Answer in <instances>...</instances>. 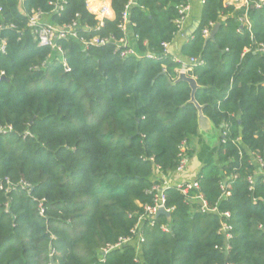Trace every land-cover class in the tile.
Instances as JSON below:
<instances>
[{
    "label": "trees",
    "instance_id": "16d2710c",
    "mask_svg": "<svg viewBox=\"0 0 264 264\" xmlns=\"http://www.w3.org/2000/svg\"><path fill=\"white\" fill-rule=\"evenodd\" d=\"M128 1L110 0L113 17L97 30L85 0H0V264H264V175L253 162L264 151V56L254 53L264 43V7L256 0L239 9L204 0L180 48L183 59L203 62L189 73L195 100L221 135L194 180L199 189L167 188L169 217L142 220L139 237L100 261L102 247L131 235L139 205L153 202L151 186L176 172L182 155L191 158L198 134L189 85L176 82L181 63L162 47L175 38L185 0H134L128 26L141 58H122L115 42ZM32 11L55 26L76 23V38L58 43L69 72L56 51L37 46ZM215 25L214 39L204 38ZM94 37L111 40L85 48L81 40ZM197 194L218 213H200ZM222 223L232 227L228 250Z\"/></svg>",
    "mask_w": 264,
    "mask_h": 264
},
{
    "label": "built area",
    "instance_id": "2783aa9c",
    "mask_svg": "<svg viewBox=\"0 0 264 264\" xmlns=\"http://www.w3.org/2000/svg\"><path fill=\"white\" fill-rule=\"evenodd\" d=\"M19 1L23 2L24 0H19ZM249 2H250L249 0H233V3L235 5H231V6H234L237 8L241 4L239 8L248 7ZM201 3L203 4L204 0H201ZM254 3L257 9L264 7V0H256ZM132 4H133V0H129L126 5L125 11L122 14V23L119 27L124 33H125L126 27L129 25L128 9ZM51 5H53L52 11L54 14H58V12L62 10V5L59 4L58 2H53L51 3ZM85 6L89 10V12H91L95 16V19L97 22V25H96L97 30L103 27L104 22L106 20L113 17V11L110 6V0H102L98 8H92L91 0H85ZM177 10H178V17L174 21V24L176 27L175 37L182 35L184 31L185 22H186V19L190 11L189 0H185L184 4L179 5L177 7ZM46 17L47 16L43 15L39 11H32L28 16L27 28L32 32L34 40L37 43V46L50 48L51 50L56 51L61 57V63L65 67V71L69 72L70 69L67 67L65 59L62 58L63 52L60 46L58 45V43L68 38H76L77 25L75 22H72L69 25H63L61 27L55 26L52 23L47 22L45 20ZM239 22L242 25H248L246 16L239 19ZM210 33L211 32L208 29H204L202 31V35L204 38H209ZM110 40L111 39L94 37L88 43L82 40L81 42L84 45V47L87 48L88 46L106 45ZM115 44H116V50L119 52L120 57L122 58H127V57L141 58L140 53H138L133 46H130L125 43L124 37L120 39L119 41H116ZM169 45H170L169 43L162 44L163 52L165 54H169L168 52ZM249 50H250L249 48H246L245 53L249 52ZM5 51H6V43L4 40L0 39V54L4 55ZM254 53L264 56V43L256 44L254 46ZM144 57L147 59H154V56L150 54H145ZM172 61L181 63V68L178 70V74L185 73L188 76H190L189 73L193 70L194 67L203 66V62L197 58H188L186 60H180L176 57H172ZM3 74L4 73L1 72L0 77L3 76ZM7 129L8 130L2 129L1 132L6 133L7 131L9 132L11 130L10 127ZM184 150H185V146L182 145L181 152H184ZM253 162L257 167V174L264 175V151L262 152V154L255 155ZM186 163H187V158L182 155L176 172L178 173L182 172L186 166ZM253 181H254L253 177L248 178V182L251 185ZM22 185L25 187H28L27 184H22ZM169 187L171 186L165 180H162L161 183H155L151 186L148 193L152 196V200H153L152 204L151 205H139V207H141L142 209V214L138 218L137 225L131 230L130 236L120 237L115 244L113 245L107 244L100 249L99 254L101 257L100 258L101 262H104L105 255L109 253L111 250L130 243L133 237H139L136 234L139 230V223L142 220L148 219L151 222L160 208H163L167 213H170L171 210L166 207V195H165V190ZM174 187H176V189L179 190L183 195H187L191 190L199 189L198 183L196 181H190V182L177 184V185H174ZM226 195L228 196L229 193H225V196ZM191 200L199 202V212L200 213H209V212L218 213L217 207L216 206L210 207L207 201L203 198L201 194L195 195L193 198H191ZM40 212L42 213V209L40 210ZM220 216L229 218L230 213L223 212V213H220ZM150 224L152 225L153 223L151 222ZM161 229L165 232L168 231V228L166 226H162ZM231 230H232L231 225L227 223H222L218 231V233L220 235L222 234L223 237L225 238L226 250L229 249V245L227 241L231 238ZM140 241H142V239H140Z\"/></svg>",
    "mask_w": 264,
    "mask_h": 264
},
{
    "label": "crops",
    "instance_id": "0c3cea01",
    "mask_svg": "<svg viewBox=\"0 0 264 264\" xmlns=\"http://www.w3.org/2000/svg\"><path fill=\"white\" fill-rule=\"evenodd\" d=\"M101 1L102 0H91L92 8H98ZM133 4H134V0H133ZM225 4L235 5L233 3V0H225ZM189 5H190V11H189V15L185 22L184 31L182 35L175 37L172 43L168 47V52L170 56L176 57L180 60H185L180 55V48L183 44H185L192 37L193 33L197 29L199 25L200 13L202 9L201 0H189ZM45 20L51 23L50 17H46ZM124 39H125L126 44L130 46L135 45V37L133 34V30L130 26H127L125 29ZM212 132L215 133L213 129H210L206 133L198 129L197 136L191 141V147L193 148L194 153L191 156V158L187 160L184 170L179 173L174 172V173L168 174L165 177L163 176L162 180H165L170 186L194 181L201 167L204 164H207L211 159H213L216 153V150L218 148L221 135L217 131L218 136L215 133L216 134L215 139H217V141L216 142L215 140L211 141L210 139H208V137L210 134H212Z\"/></svg>",
    "mask_w": 264,
    "mask_h": 264
},
{
    "label": "water",
    "instance_id": "95a60500",
    "mask_svg": "<svg viewBox=\"0 0 264 264\" xmlns=\"http://www.w3.org/2000/svg\"><path fill=\"white\" fill-rule=\"evenodd\" d=\"M218 30V25H215L213 27V29L211 30L210 39H214V36L216 35ZM176 82H185L189 85V88L191 90V94H190V100L189 103L193 104L197 110V124H198V129L200 131L203 132H207L210 129L216 130L213 125L210 123V121L208 120L207 117L204 116L203 112H202V107L196 102L195 100V94L197 92V90L199 89V86L197 85L196 80L191 77L188 76L185 73H180L178 75L177 81ZM159 215H166L167 217H169V213H167L163 208H160L156 215L154 216V218L158 217Z\"/></svg>",
    "mask_w": 264,
    "mask_h": 264
},
{
    "label": "rangeland",
    "instance_id": "374dc122",
    "mask_svg": "<svg viewBox=\"0 0 264 264\" xmlns=\"http://www.w3.org/2000/svg\"><path fill=\"white\" fill-rule=\"evenodd\" d=\"M214 131H215V133H216L217 136H218L217 130H214ZM215 133L212 132V134L209 135L208 139H210L211 141H214V140H215V142H216L217 139H215V138H216V134H215Z\"/></svg>",
    "mask_w": 264,
    "mask_h": 264
}]
</instances>
